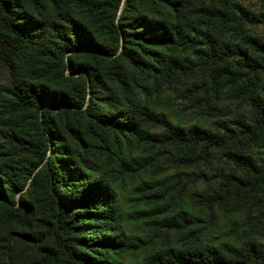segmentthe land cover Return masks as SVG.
Instances as JSON below:
<instances>
[{"label": "trees", "instance_id": "obj_1", "mask_svg": "<svg viewBox=\"0 0 264 264\" xmlns=\"http://www.w3.org/2000/svg\"><path fill=\"white\" fill-rule=\"evenodd\" d=\"M0 64V264H264V0H0Z\"/></svg>", "mask_w": 264, "mask_h": 264}, {"label": "rangeland", "instance_id": "obj_2", "mask_svg": "<svg viewBox=\"0 0 264 264\" xmlns=\"http://www.w3.org/2000/svg\"><path fill=\"white\" fill-rule=\"evenodd\" d=\"M6 81V72L4 67L0 64V83H4ZM132 195L130 194L129 189H126L121 194L120 198V205L123 212V218H124V224H125V230L128 234L131 235H142L144 232L142 223L139 220H135L131 217V213L136 208L135 205H133V201L131 200ZM122 258L129 262L137 258V253L134 252H125L122 255Z\"/></svg>", "mask_w": 264, "mask_h": 264}]
</instances>
